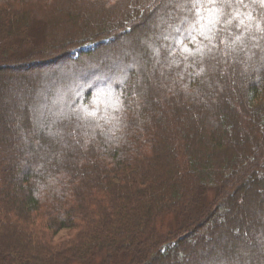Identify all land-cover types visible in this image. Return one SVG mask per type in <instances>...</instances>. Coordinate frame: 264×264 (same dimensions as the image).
Masks as SVG:
<instances>
[{"label":"trees","instance_id":"16d2710c","mask_svg":"<svg viewBox=\"0 0 264 264\" xmlns=\"http://www.w3.org/2000/svg\"><path fill=\"white\" fill-rule=\"evenodd\" d=\"M195 2L0 0V264H264V0Z\"/></svg>","mask_w":264,"mask_h":264},{"label":"snow or ice","instance_id":"6c2138e0","mask_svg":"<svg viewBox=\"0 0 264 264\" xmlns=\"http://www.w3.org/2000/svg\"><path fill=\"white\" fill-rule=\"evenodd\" d=\"M215 2L216 0H207V4L213 5L212 8H205V11L207 12V16L201 14V7L204 6L199 4V0H197V2L192 4V8L195 10V15L197 19L195 24H192L189 29H186L188 31V38L191 40L192 43H197L196 37L192 34L193 31L198 32L199 35L204 37L205 39H210L208 33L215 31L216 24L220 20L219 10L215 8ZM181 7H183V5H181ZM183 22L184 20H181V23ZM227 23H231V20H228ZM240 23L242 24L243 21H241ZM197 25H199L198 28ZM168 27L171 28L172 31L175 33H181V29L178 26L174 27L173 25L169 24ZM164 38L175 39L176 47L180 49L181 55H184L185 59H187V56L189 55H195V52H193L186 44L183 43L181 36L178 35L176 37H172L170 35H165ZM237 39H239V37H237ZM149 46L151 47V45ZM200 50H201L200 48L197 49V51ZM154 51L156 52L157 55H159V49H154ZM174 52H175V48L169 51V55L170 56L174 55ZM174 62L178 63L177 61ZM120 104L121 101L117 97L116 101L114 102V106L118 108ZM89 116L95 118L96 111H90V112L85 111V118Z\"/></svg>","mask_w":264,"mask_h":264},{"label":"rangeland","instance_id":"374dc122","mask_svg":"<svg viewBox=\"0 0 264 264\" xmlns=\"http://www.w3.org/2000/svg\"><path fill=\"white\" fill-rule=\"evenodd\" d=\"M15 109L18 110L19 108L16 107ZM12 110H14V108H12ZM248 209H249V207H248ZM243 216H244V218L246 220H249V221H251V220H253V219L256 218L255 217V214H253V211L252 210L251 211H248L247 210L246 212H244V215ZM259 220H260V218H259ZM173 222H174V219H173L172 216L167 217L166 220H165V227L172 226L173 225ZM64 234H65V232H62L61 234H59V236L64 235ZM244 236H247L246 235V232H244Z\"/></svg>","mask_w":264,"mask_h":264}]
</instances>
